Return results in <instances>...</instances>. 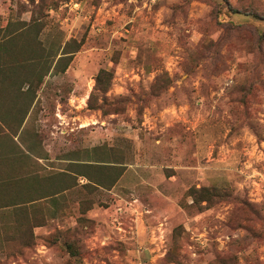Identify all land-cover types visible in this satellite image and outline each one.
Returning <instances> with one entry per match:
<instances>
[{
    "label": "rangeland",
    "instance_id": "rangeland-1",
    "mask_svg": "<svg viewBox=\"0 0 264 264\" xmlns=\"http://www.w3.org/2000/svg\"><path fill=\"white\" fill-rule=\"evenodd\" d=\"M24 22L52 68L80 47L38 87L30 159L0 176L34 198L73 186L0 207V264H264V0H0L8 58L41 53ZM0 93L21 119L30 100Z\"/></svg>",
    "mask_w": 264,
    "mask_h": 264
},
{
    "label": "trees",
    "instance_id": "trees-1",
    "mask_svg": "<svg viewBox=\"0 0 264 264\" xmlns=\"http://www.w3.org/2000/svg\"><path fill=\"white\" fill-rule=\"evenodd\" d=\"M34 26H37V22H24L21 27V32L18 36H27L28 41L26 46L31 51L32 45L37 43V45L42 46V41L39 38L41 28H36L35 31L32 29ZM1 31V30H0ZM18 32L12 33H4L3 36L0 37V90L6 88V90L10 91L14 94H20L25 99H29L27 107L22 110H18L16 108V115L19 113H23L21 119H11L9 117L10 112H0V166L6 160H13L19 156V154H23L24 157L30 159V153L34 152L35 146L30 143V140L27 139L26 132L29 131V113L30 107L32 105L33 99L37 95V90L39 85L43 82L45 76L50 74H57L58 72H65L72 61L73 54L79 49L80 44L74 50H66L62 52V55L58 58V62L52 68V64L49 63L48 59L50 55L47 53V50L44 46L41 47V53L35 54V57L30 56L28 54V58L25 59H16V58H8V52L13 47L12 41ZM33 33V35H32ZM31 47V48H29ZM15 49V47H13ZM33 51V50H32ZM35 51V50H34ZM3 60V61H2ZM107 73L106 70H102L98 75V84L101 81L102 74ZM26 87V88H25ZM108 87H99L101 91L107 90ZM2 92V91H1ZM2 93H0L1 95ZM1 111V110H0ZM14 109L11 110L13 113ZM28 116V119L26 120ZM16 135H18L20 139V143L16 140ZM6 143L8 145H6ZM6 148H10V152L4 151ZM27 159V162L30 160ZM102 165V164H99ZM98 168L97 166H91ZM99 170V169H98ZM57 175H65L68 176L69 173L65 171L57 172ZM30 173H27L25 177L27 178ZM54 175V176H53ZM52 177H55L53 174ZM18 176L14 174H7L0 176V207H9L14 206L16 211L20 214H28L29 208L28 206H33V208H40L38 204V200L43 198H51L52 201H57V195L73 186V184H69L67 186L62 187L59 190H55L52 192H48L39 198H34V194L31 189L27 191V193H21L20 189L15 187L20 179H17ZM35 176H31L29 180L34 179ZM18 180V181H17ZM92 183H87L86 186L94 185V183L101 185L99 180H94L90 178ZM16 182V183H15ZM94 182V183H93ZM25 191V190H24ZM200 191V190H198ZM215 193L210 194L209 199L212 198ZM27 221H31V218H27ZM17 226L20 228H25L31 230V228L35 226H40L44 223V220L39 217H35L31 224H26L23 217L16 219ZM33 226V227H32ZM29 240L25 243H29L32 241V232L27 235ZM72 252H76V248L74 245L70 246Z\"/></svg>",
    "mask_w": 264,
    "mask_h": 264
}]
</instances>
